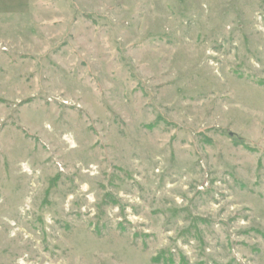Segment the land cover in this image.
<instances>
[{
  "label": "rangeland",
  "instance_id": "obj_1",
  "mask_svg": "<svg viewBox=\"0 0 264 264\" xmlns=\"http://www.w3.org/2000/svg\"><path fill=\"white\" fill-rule=\"evenodd\" d=\"M0 264H264V0H0Z\"/></svg>",
  "mask_w": 264,
  "mask_h": 264
},
{
  "label": "trees",
  "instance_id": "obj_2",
  "mask_svg": "<svg viewBox=\"0 0 264 264\" xmlns=\"http://www.w3.org/2000/svg\"><path fill=\"white\" fill-rule=\"evenodd\" d=\"M164 261L165 263H167V259H164V258H162V257H159V258H156V260H155V262H159V261Z\"/></svg>",
  "mask_w": 264,
  "mask_h": 264
},
{
  "label": "built area",
  "instance_id": "obj_3",
  "mask_svg": "<svg viewBox=\"0 0 264 264\" xmlns=\"http://www.w3.org/2000/svg\"><path fill=\"white\" fill-rule=\"evenodd\" d=\"M24 169H26V168H24Z\"/></svg>",
  "mask_w": 264,
  "mask_h": 264
}]
</instances>
